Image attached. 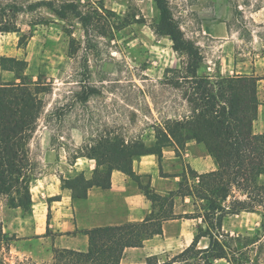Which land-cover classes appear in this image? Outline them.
<instances>
[{
	"label": "rangeland",
	"instance_id": "rangeland-1",
	"mask_svg": "<svg viewBox=\"0 0 264 264\" xmlns=\"http://www.w3.org/2000/svg\"><path fill=\"white\" fill-rule=\"evenodd\" d=\"M43 1L0 0V29H5L0 30V57L23 60L28 77L36 80L42 75L50 83L26 145L32 177L47 169L63 175L66 163L105 132L117 136L116 142L141 138L148 143L154 139L153 126L184 112L187 105L181 92L166 83L164 74L168 68L184 69L187 56L174 50L169 36L158 30L154 0H49L53 7L74 2L92 17L87 29L68 8L60 17ZM167 4L183 37L201 52L198 75L264 77V0H167ZM0 75L3 81L14 79L11 70ZM256 94L253 131L264 132V78L257 81ZM58 106H63L62 122L45 118ZM182 168L183 174L189 167ZM259 181L264 183V174ZM232 194L243 197L237 190ZM8 200L1 196L0 204L7 205ZM174 203L177 211L194 209L191 199L183 202L176 197ZM8 214L15 216L21 236H28L34 223L40 230L39 211L33 216L20 209ZM262 221L264 214L258 211L223 216L222 232L234 237L227 247L231 264H264ZM199 226L196 220L185 222L193 235ZM206 243L201 237L197 246ZM9 244L5 235L0 264H50L53 250L60 249L41 239L21 241L12 251ZM180 251L158 255L168 260ZM212 264L230 263L219 258Z\"/></svg>",
	"mask_w": 264,
	"mask_h": 264
},
{
	"label": "trees",
	"instance_id": "trees-1",
	"mask_svg": "<svg viewBox=\"0 0 264 264\" xmlns=\"http://www.w3.org/2000/svg\"><path fill=\"white\" fill-rule=\"evenodd\" d=\"M154 2L159 12L158 30L169 36L174 50L187 56L184 69L168 68L164 74L166 83L179 89L187 106L178 117H167L153 126L154 139L148 143L141 138L116 142L118 137L112 132L98 135L83 153L75 155L94 160L92 179L86 180L79 175L66 183L74 197H83L86 188L92 184L108 188L112 169L135 178L131 170L133 159L154 154L160 164L163 147L172 146L179 154L188 140L204 145L215 162V168L201 173L188 168L181 174L177 189L167 195L145 189L144 194L153 207L158 206L157 211L152 210L136 222L92 227L85 231L88 236L85 251L54 249L50 264H124L121 258L126 248L141 246L145 239L160 234L163 220L181 217L200 218L203 223L197 228L191 243L168 260L152 254L137 264H183L190 258L195 259V264H212V260L217 258H224L231 264L227 247L228 240L234 237L222 232L223 216L241 211L264 214V183L259 181L264 174V132L253 131L258 113L257 81L264 77L253 74L219 75L215 78L198 75L202 60L199 48L183 37L172 18L167 0ZM41 4L60 17L65 16L68 8L85 29L92 22V17L83 14L74 2L59 7H53L49 0ZM4 62H11L14 66ZM24 66L23 60L0 57V69L14 72L13 80L3 81L0 76V197L7 196L8 206L29 214V187L33 177L26 145L42 114V94L50 83L42 75L32 80L24 73ZM63 114V106H58L44 115L48 120L55 119L60 123ZM234 190L240 191L243 197L234 196ZM175 196L189 197L194 209L174 213ZM229 198L231 200L226 204ZM261 226L264 227V221ZM3 236L0 228V240ZM202 236L207 237V244L198 247L197 242Z\"/></svg>",
	"mask_w": 264,
	"mask_h": 264
},
{
	"label": "crops",
	"instance_id": "crops-1",
	"mask_svg": "<svg viewBox=\"0 0 264 264\" xmlns=\"http://www.w3.org/2000/svg\"><path fill=\"white\" fill-rule=\"evenodd\" d=\"M180 153L181 157L172 146L163 147L160 164L154 154L141 155L133 159L131 164L135 178L121 170L112 169L108 188L92 184L86 188L83 197H74L66 181L79 175L91 180L95 167L93 159L86 156L74 157L70 163H66L63 175L47 169L46 172L33 177L29 187L31 195L29 215L33 216L36 211L42 214L40 230H37V224L34 223L30 225L32 232L28 236H21L18 233L19 228L14 225L15 216L8 214L9 210L17 211L19 208L0 204V228L8 237L9 249L16 250L21 241L41 239L50 248L85 251L88 247L86 230L97 226L142 220L152 210H158V206L153 207L152 202L144 194L145 189L159 195H167L169 191L177 189L183 165L198 173L215 168L214 160L200 142L186 141ZM176 197L179 196H175L174 199ZM179 198L183 202L190 199ZM175 205L174 203L172 207L174 213L190 212L186 209L177 211ZM194 220L203 226L200 218L181 217L163 220L161 233L145 239L141 246L126 248L121 262L137 264L152 254L184 249L194 237L193 232L185 227V222ZM3 242L4 236L0 240V250L3 248L1 245ZM32 253L36 255L35 250Z\"/></svg>",
	"mask_w": 264,
	"mask_h": 264
}]
</instances>
